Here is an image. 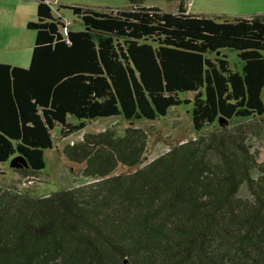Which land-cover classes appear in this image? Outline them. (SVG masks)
<instances>
[{"label":"trees","instance_id":"16d2710c","mask_svg":"<svg viewBox=\"0 0 264 264\" xmlns=\"http://www.w3.org/2000/svg\"><path fill=\"white\" fill-rule=\"evenodd\" d=\"M36 1L29 66L0 63V164L20 156L27 167L13 171L33 177L56 127L66 138L101 118L131 126L63 148L84 185L38 197L0 186V264H264V159L250 153L245 125L218 126L264 115V15ZM60 8L83 29L63 37ZM182 105L196 138L144 163L136 123Z\"/></svg>","mask_w":264,"mask_h":264},{"label":"rangeland","instance_id":"374dc122","mask_svg":"<svg viewBox=\"0 0 264 264\" xmlns=\"http://www.w3.org/2000/svg\"><path fill=\"white\" fill-rule=\"evenodd\" d=\"M27 3L37 2L36 0H26ZM182 1L188 13L205 16L216 20H230L235 17H250L254 15H264V0H145L144 5L155 6L162 11H177L179 2ZM51 7L56 10L59 5L88 7L101 12L109 13L117 10H125L129 3L127 0H50ZM60 14L65 19L74 20L71 12L60 8ZM71 21V22H72ZM75 31L82 30L83 27L74 20L71 23ZM33 48V47H32ZM224 54L235 70H240L241 65L235 51L225 49ZM30 58L26 68L29 66ZM190 97V96H185ZM264 100V90L262 92ZM74 123V122H73ZM237 125L247 127L245 137L250 153L257 162L264 159V115L257 119L242 120L236 119L218 125L221 128L229 129ZM131 126L120 118H101L95 121L85 122V127L66 138L61 137L56 127L52 134L54 147L44 152L45 168L33 177L24 178L16 174L10 168L13 158L7 163L0 164V186L14 187L19 193L31 197H38L53 194L63 189L84 185L90 182L81 175L78 164L73 163L63 154V148L81 142L86 134H96L107 129L122 134L125 128ZM137 128L142 129L147 136V148L144 163H148L156 157L166 153L171 147L183 141L194 139L196 135L192 132L190 122V106L182 105L171 108L168 114L156 121L137 122ZM210 130L208 128L205 132ZM244 196V190L241 191Z\"/></svg>","mask_w":264,"mask_h":264},{"label":"crops","instance_id":"0c3cea01","mask_svg":"<svg viewBox=\"0 0 264 264\" xmlns=\"http://www.w3.org/2000/svg\"><path fill=\"white\" fill-rule=\"evenodd\" d=\"M44 1L51 6L50 0ZM36 6L35 1L27 3L26 0H0L1 64L26 68L35 37L34 32L28 30L26 25L36 21Z\"/></svg>","mask_w":264,"mask_h":264},{"label":"water","instance_id":"95a60500","mask_svg":"<svg viewBox=\"0 0 264 264\" xmlns=\"http://www.w3.org/2000/svg\"><path fill=\"white\" fill-rule=\"evenodd\" d=\"M223 122L227 123V120L223 119L222 117H219L218 118L219 125H222ZM9 167L14 169V170H17V169H21V168H26L27 164L22 157L15 156V157H13Z\"/></svg>","mask_w":264,"mask_h":264},{"label":"built area","instance_id":"2783aa9c","mask_svg":"<svg viewBox=\"0 0 264 264\" xmlns=\"http://www.w3.org/2000/svg\"><path fill=\"white\" fill-rule=\"evenodd\" d=\"M60 16L57 13H54V18H59ZM61 28L59 30L60 34L63 37L67 36L69 28L71 27V21L69 19L62 18L61 19Z\"/></svg>","mask_w":264,"mask_h":264}]
</instances>
